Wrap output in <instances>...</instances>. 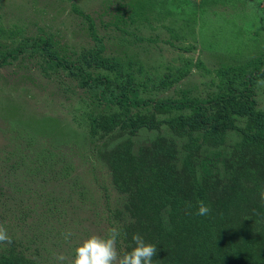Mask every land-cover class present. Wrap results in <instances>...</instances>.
Returning a JSON list of instances; mask_svg holds the SVG:
<instances>
[{"label":"rangeland","instance_id":"obj_1","mask_svg":"<svg viewBox=\"0 0 264 264\" xmlns=\"http://www.w3.org/2000/svg\"><path fill=\"white\" fill-rule=\"evenodd\" d=\"M73 7L93 20L95 34L105 44L104 57L119 60L134 80L166 76L163 88L141 86L144 98L216 97L227 92L223 78L238 69L255 71L264 65V0H0V49L52 36L65 48L63 55L73 61L94 45L88 34L89 19L73 12ZM221 67L229 71L223 78L217 74ZM185 69V75L177 78ZM93 72L107 73L102 68ZM77 80L75 74L47 67L39 55L28 52L0 67V106L22 109L23 117L32 118L28 127L0 115V182L6 188L13 186L8 182L15 181L23 168H14L4 149L16 148L21 137L34 134L38 117H55L81 139L86 134L103 136L110 147L130 141L131 152L149 165L163 164L171 171L183 157L201 182L208 181L207 195L215 200L209 216L224 263L264 264V199L260 196L264 151L237 154L230 147L243 124L238 112L247 98L232 105L231 117L213 116L226 128V139L186 147L189 135L196 136L200 130L189 110L131 108L133 124H126L119 110L98 105ZM252 88L249 101L254 111H264V77ZM169 123L178 125L170 129ZM171 177L181 179L182 192L191 191L189 171L173 172ZM4 193L0 187V196ZM112 195V204L123 209V200ZM69 213L74 220L81 218L79 210L71 208ZM94 220L95 226L83 220L69 227L74 236L67 244L68 261L83 239L104 234L101 219Z\"/></svg>","mask_w":264,"mask_h":264},{"label":"trees","instance_id":"obj_2","mask_svg":"<svg viewBox=\"0 0 264 264\" xmlns=\"http://www.w3.org/2000/svg\"><path fill=\"white\" fill-rule=\"evenodd\" d=\"M72 11L84 15L77 7ZM84 17L90 21L88 34L94 45L80 52L73 61L63 55L65 48L54 42L52 36H38L15 47L1 48L0 67L26 52L37 54L47 67L75 74L78 86L90 91L98 105L114 106L130 125L133 124L131 108L189 110L196 116L193 121L200 130L196 136L189 135L190 139L184 143L186 147L208 145L212 138L226 139V128L217 123V114L231 117L232 105L247 98L243 111L238 112L243 124L236 130V139L230 147L237 154L250 149L264 151V111H254L249 101L252 85L264 77V65L255 71L238 69L227 78H223L224 73L229 71L221 67L217 74L223 78L227 92L216 97L151 100L140 96V87L163 88L166 76L134 80L119 60L104 57L105 44L96 36L93 20ZM94 68L105 69L107 73H94ZM186 71L180 70L177 78ZM23 111L0 106L3 118L29 127L32 118L23 117ZM168 125L172 129L178 123ZM105 127L106 122L102 124ZM32 128L34 134L21 137L16 148L3 151L14 168L22 167L23 171L15 181L8 182L13 185L9 188L0 182L6 192L0 196V224L12 237L10 245L0 246V264H57L55 253H63L68 264L67 244L74 231L67 240L62 232L83 220L95 226L96 218L101 219L104 229L116 226L121 230L117 239L120 252L134 247L135 233L146 243L155 245L153 264H225L222 260L225 255L216 249L215 230L209 216L210 205L215 200L207 195L208 181L201 182L194 167L183 157L169 171L163 164L153 166L140 160L137 153L131 152L130 141L110 147L103 136L95 138L86 134L81 139L55 117H38ZM183 171L193 176L191 191L187 189V193L179 189L181 179L172 181L171 177L173 172ZM114 193L123 200V209L112 204ZM199 202L210 208L206 216L197 215ZM71 208L79 210L81 218L69 217Z\"/></svg>","mask_w":264,"mask_h":264},{"label":"clouds","instance_id":"obj_3","mask_svg":"<svg viewBox=\"0 0 264 264\" xmlns=\"http://www.w3.org/2000/svg\"><path fill=\"white\" fill-rule=\"evenodd\" d=\"M260 196L264 199V190ZM210 208L203 202L198 203L197 215L206 216ZM103 235L92 234L83 239L73 249L70 264H153V257L157 253V247L146 243L138 233L133 234L134 247L130 251L120 252L116 242L121 235V230L116 226H107ZM67 240L71 237V231L62 232ZM12 237L6 227L0 224V246L10 245ZM57 264H65L66 257L63 253H55Z\"/></svg>","mask_w":264,"mask_h":264}]
</instances>
